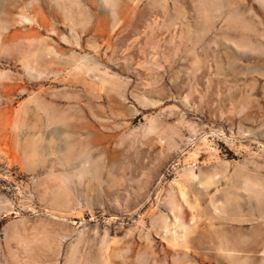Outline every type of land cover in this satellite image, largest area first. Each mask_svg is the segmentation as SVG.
Masks as SVG:
<instances>
[{
	"label": "rangeland",
	"instance_id": "1",
	"mask_svg": "<svg viewBox=\"0 0 264 264\" xmlns=\"http://www.w3.org/2000/svg\"><path fill=\"white\" fill-rule=\"evenodd\" d=\"M0 264H264V0H0Z\"/></svg>",
	"mask_w": 264,
	"mask_h": 264
}]
</instances>
